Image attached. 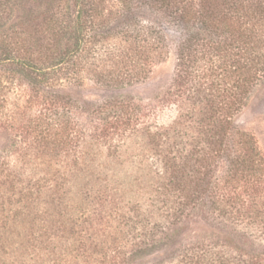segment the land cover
<instances>
[{
    "label": "trees",
    "instance_id": "trees-1",
    "mask_svg": "<svg viewBox=\"0 0 264 264\" xmlns=\"http://www.w3.org/2000/svg\"><path fill=\"white\" fill-rule=\"evenodd\" d=\"M143 8L187 31L176 87L195 109L184 114L194 123L192 137L180 129L154 130L129 99L89 107L66 90L85 74L107 86L139 83L165 61L167 37L139 18ZM16 11L24 13L7 26ZM263 81L264 0H0V131L20 139L0 154V212L24 204L13 220L0 221L4 257L18 245L17 251L60 252L68 264H139L175 245L168 264H262L249 230L264 231V157L234 118ZM19 84L29 96L12 103ZM90 112L103 126L93 137L109 138L115 159V138L128 131L143 133L157 156L148 200L106 197L113 204L106 217L92 210V187L83 189L117 183L119 173L92 170V161L77 153L89 135L76 116ZM60 162L66 166L54 169ZM221 163L226 169L218 174ZM70 178L89 179L80 200L65 192ZM42 197L50 211L41 210ZM199 216L210 234L178 243ZM24 224L18 241L5 238ZM238 238L251 252L234 244Z\"/></svg>",
    "mask_w": 264,
    "mask_h": 264
},
{
    "label": "rangeland",
    "instance_id": "rangeland-1",
    "mask_svg": "<svg viewBox=\"0 0 264 264\" xmlns=\"http://www.w3.org/2000/svg\"><path fill=\"white\" fill-rule=\"evenodd\" d=\"M21 13L24 12L16 11L13 19L8 22L7 26L16 24ZM139 18L143 20L144 23L161 29L167 37L169 46V53L165 61L156 65L146 80L132 85L118 84L116 86H107V84H103L96 75L91 76L85 74L83 80L68 84L66 90L73 91V98L82 106L87 104L90 107L110 100L129 99L140 106V117L142 121L147 125H152L154 130L160 127L166 129L172 128V131L180 129L182 134L186 133L187 137H192L194 135V123L188 117H184V114L192 115L195 109L190 103L185 102L182 97H179L176 87L178 49L186 38L187 31L169 23L162 15L147 8L140 10ZM18 86L19 87L15 91L11 92L12 103H15L20 97L25 100L29 96V91L26 86L22 84ZM21 102L23 101L21 100ZM182 115L183 118L181 117ZM76 120L79 122L81 129L87 131V135H89L77 149L79 156L81 155L92 161V164L89 162L92 170L93 166H96L97 169L107 172L108 175L113 171L119 173L118 176L115 177L117 183L99 182L94 183L95 186L89 185L83 189L86 191L88 187H92L94 190L91 195L93 198L91 201H96V205L92 210L97 209V216L106 217L111 213L110 210L113 204L107 201V198L110 199L111 196L116 197V199L134 197L133 201L139 198L148 200L150 191H152L153 187V173L157 167L156 164H153L157 160V156L154 150L155 147L150 145L149 140L145 138L144 134L140 131L139 133H131L128 131L125 136L120 138L116 137L115 139L118 140V144L120 145L118 150L120 156L118 159H115L114 154L116 153H114V150H107L110 139L99 138L96 140L93 137L95 130L103 128V126H101V120L98 119L95 113H81L76 116ZM234 126L236 129L248 132L255 137L260 152L264 157V81L254 89L246 106L236 115L234 118ZM140 127L141 124H139V129ZM6 136L8 137L9 135H6L4 131H0V154H4L2 151L7 152L14 144L19 146V138L9 136L7 140L5 139ZM189 143L191 144L192 140ZM98 147H100V150H98ZM190 147H188V149H190ZM108 152L111 157L107 156ZM71 160L73 161V159L70 158L66 162H70ZM94 161H96V163H94ZM64 166H66V163H61V165L54 164V169L57 167L64 168ZM86 167H88V165L84 168ZM224 169H226L225 163H221L218 174L223 173ZM134 180L137 182L136 185L133 184ZM68 181L69 185L66 187L65 192H73L72 195L77 197L76 201L80 200V189L86 185L89 179L72 181L70 178ZM118 185L122 186L118 187ZM97 190H101V193L98 194L96 192ZM98 196H101V202H99ZM44 200H46L45 197L39 200L42 202V204L40 203L41 210L50 211L48 205L44 204ZM20 207L23 208L24 204H14L7 207L3 213L0 212V221H4L6 218H14L15 211ZM25 212L27 214V208ZM194 219L192 221L193 223L185 226V231L178 240V243L183 244V246L189 243H195L198 239L200 240L201 237L210 234V228L202 219V216H199V219L196 221H194ZM27 226L28 225L25 224L22 228H20L19 225L12 226L6 233L5 238L7 239V237H10V239L18 241L17 233H21V235L25 233L24 230ZM255 226L256 225L251 226L252 228H250L249 233L252 236L251 240L255 244L256 252L254 254L259 256V262L264 264V231L257 230ZM223 237H221V240H223ZM243 242L244 240L240 238L234 239V244L238 247H244ZM15 246L18 247V245H14V247ZM174 246L175 245L167 246L166 248L163 247L158 254L151 253L149 256L139 259V264H168L176 254V248H174ZM178 246L177 248H179ZM17 247L13 252L8 251L11 253V255H9L10 257H7V255L4 257L0 250V264H68L65 262V258H59L58 254L60 252L54 254V250L50 249L49 251H40V249L35 251L29 248L26 251H17ZM244 248L246 251L251 250L248 247ZM58 250L59 247L56 251Z\"/></svg>",
    "mask_w": 264,
    "mask_h": 264
}]
</instances>
